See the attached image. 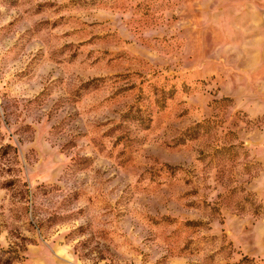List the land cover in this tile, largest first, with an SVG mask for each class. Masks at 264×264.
<instances>
[{"label":"rangeland","instance_id":"374dc122","mask_svg":"<svg viewBox=\"0 0 264 264\" xmlns=\"http://www.w3.org/2000/svg\"><path fill=\"white\" fill-rule=\"evenodd\" d=\"M0 264H264V0H0Z\"/></svg>","mask_w":264,"mask_h":264}]
</instances>
